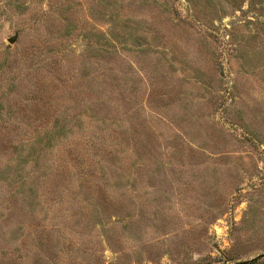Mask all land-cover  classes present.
Segmentation results:
<instances>
[{"label":"rangeland","instance_id":"1","mask_svg":"<svg viewBox=\"0 0 264 264\" xmlns=\"http://www.w3.org/2000/svg\"><path fill=\"white\" fill-rule=\"evenodd\" d=\"M262 254L264 0H0V264Z\"/></svg>","mask_w":264,"mask_h":264},{"label":"trees","instance_id":"2","mask_svg":"<svg viewBox=\"0 0 264 264\" xmlns=\"http://www.w3.org/2000/svg\"><path fill=\"white\" fill-rule=\"evenodd\" d=\"M262 261H264V254L259 255L251 260L243 261V262H238L235 264H261Z\"/></svg>","mask_w":264,"mask_h":264},{"label":"water","instance_id":"3","mask_svg":"<svg viewBox=\"0 0 264 264\" xmlns=\"http://www.w3.org/2000/svg\"><path fill=\"white\" fill-rule=\"evenodd\" d=\"M15 40H16L15 38H9V39H8V42H9L10 44H12V43L15 42Z\"/></svg>","mask_w":264,"mask_h":264}]
</instances>
